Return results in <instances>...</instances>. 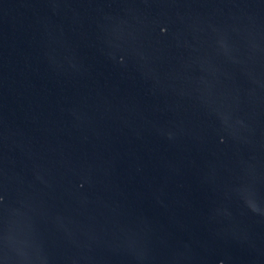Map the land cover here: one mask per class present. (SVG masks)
I'll use <instances>...</instances> for the list:
<instances>
[{
    "label": "water",
    "instance_id": "water-1",
    "mask_svg": "<svg viewBox=\"0 0 264 264\" xmlns=\"http://www.w3.org/2000/svg\"><path fill=\"white\" fill-rule=\"evenodd\" d=\"M0 264H264V0H0Z\"/></svg>",
    "mask_w": 264,
    "mask_h": 264
}]
</instances>
